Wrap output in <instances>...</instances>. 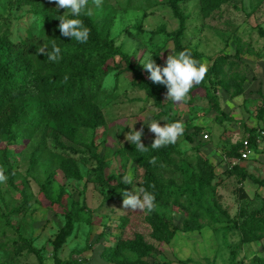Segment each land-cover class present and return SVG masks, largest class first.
Instances as JSON below:
<instances>
[{
	"label": "rangeland",
	"instance_id": "obj_1",
	"mask_svg": "<svg viewBox=\"0 0 264 264\" xmlns=\"http://www.w3.org/2000/svg\"><path fill=\"white\" fill-rule=\"evenodd\" d=\"M118 1L106 0V3L116 7ZM127 3L126 9L113 16L109 38L128 55L136 71L147 78L140 62L152 56L156 64L163 67L169 54H177L166 32L175 31L178 20L165 0H128ZM179 8L185 17L182 44L201 53L200 61L207 66L222 54H227L228 60L233 62L230 66L224 63L218 74L219 77L225 76L222 78L227 81V90L206 83L230 119L215 120V113L208 106L201 88H194L186 103L170 102L168 109L175 121H182L188 127V132L191 126L201 129L192 142L181 136L177 148L187 159L200 155L212 165L216 174L212 179L214 202L224 211H215L219 220L200 218L199 228L178 229L167 243L156 241L149 236L150 228L144 220L146 212L122 209L123 195L103 200L104 190L92 180L96 162L87 155L85 147H79L80 152L70 155L76 161L82 179H66L58 168H54L53 180L47 190L49 197H55L63 186L76 201L75 210H78L70 234L54 249L51 241L57 228L63 224L62 207L50 203L38 190V183L50 172L46 167L48 158L41 159L42 165L35 164L26 176L28 153L34 143L23 145L17 141L7 150L14 171L13 184L0 183V264H36L37 260L53 264V256L65 260L70 255L84 257L89 264H104L99 257L102 247L113 245L116 238H132L134 233H140L151 246L150 252L143 256L148 264H161L162 261L165 264H264V231H260L263 234L257 240L241 241L240 230L236 227L242 219V211L261 209L258 217L264 219V187L260 188L264 185V136L255 135L254 148L249 145L252 150L247 160L241 162L252 178L240 182L234 175L221 172L231 160L221 155L224 148L247 139L246 129L264 130V112L261 117L257 115L264 99V0H227L207 15L201 12L199 0L182 1ZM61 11L64 13L65 10ZM3 24L2 29L13 41L40 25L38 19H30L23 8L12 10ZM34 39L40 41L41 37ZM235 48L239 53L233 56ZM107 63L117 66L107 70L101 78L97 103L104 125L92 136L102 162V179L113 184L119 173L123 176L130 173L132 191L139 188L142 169L133 165L124 151L129 143L125 141V135L133 127L136 130L143 127L142 142L148 143L154 134L149 132L147 124L155 120L163 126L167 119L159 115L151 98L133 82L132 74L124 68L119 57L113 56ZM154 85L156 90H162L160 98L166 101V86ZM237 85L241 92L234 95ZM80 132L83 138H92L88 130ZM202 133L207 137L203 138ZM81 151L84 154H80ZM65 200L62 194L59 201L65 203ZM21 204L22 209H14ZM160 211L169 217L170 225L181 227V218L185 217L183 211L170 205ZM6 219L9 223L5 222ZM20 234L30 239L29 246L20 241ZM78 251L81 253L76 255ZM125 255L130 257L128 252Z\"/></svg>",
	"mask_w": 264,
	"mask_h": 264
},
{
	"label": "trees",
	"instance_id": "obj_2",
	"mask_svg": "<svg viewBox=\"0 0 264 264\" xmlns=\"http://www.w3.org/2000/svg\"><path fill=\"white\" fill-rule=\"evenodd\" d=\"M165 1L178 20L176 30L166 32L171 40L173 51L179 53L188 49L193 58L200 61L201 53L183 45L181 41L185 17L180 11L179 3L185 0ZM226 1L199 0L201 12L207 15ZM127 2L128 0H120L114 7L103 0L102 6L97 8L92 4V0H89L91 15H82L79 18L91 31L88 42L81 44L61 35L58 18L64 13L62 9H56V5L49 0H0V143L2 144L0 167L5 169L7 183L12 186L14 171L7 150L17 141L22 142L23 145L34 143L28 153L24 172L26 176L35 164L40 166L42 165L40 163L48 158L46 167L50 172L46 173L43 181L38 183V190L49 199L50 203L62 207L60 214L63 217V224L57 228L51 241L54 249L61 245L70 234L78 210H75L76 201L69 192L64 191L63 186L58 189L55 197H49L47 190L53 180L54 168H58L66 179H82L80 169L70 155L80 152L79 147H85L87 155L96 162L97 168L94 166L95 175L92 180L104 190V201L117 198L122 195L124 189L130 191V185L121 182L123 175L120 173L113 184L102 179V162L99 154L96 153L92 136L96 129L104 125L103 114L97 103L101 78L107 70L117 66L108 65L107 60L112 59L113 56L119 57L124 63V68L132 74L133 82L151 98L159 110V115L164 116L167 123L175 122L168 110L171 101L161 100L162 90H156L155 85L145 78L142 72L136 71L128 55L121 51L119 46L114 45L113 40L109 38L112 18L117 11L128 7ZM18 8H23L30 19L35 21L37 18L40 25L13 41L2 29L3 21L12 10ZM259 33L262 31L260 30ZM37 36L41 37L40 41L34 39ZM53 42L61 49V58L56 62L49 61L47 56L37 54V50L45 45L47 50L51 51ZM238 53L239 49L235 48L233 56ZM228 57L227 54L216 56L212 64L208 66L205 81L196 87L202 89V94L208 106L214 111V118L218 122L230 117L221 110L213 91L206 83L228 89L227 81L222 78L225 76L218 75L222 72L221 67L224 63L228 66L233 63L228 60ZM234 92V95L241 92L239 85L234 88ZM263 112L264 99L257 115L261 117ZM187 128L185 126L182 138L192 142L193 137L199 134L201 129L198 126H191V131L188 132ZM84 130H88L92 138H83L80 131ZM246 130L249 145L253 146L257 132L254 128ZM153 140L154 135L148 143H144L146 147H149L147 152L137 151L135 145L130 143L124 147V151L132 164L142 169L139 188L147 189L156 197L157 209L152 213L146 212L144 216L150 228L149 236L158 242L167 243L178 229L180 231L197 229L201 225L200 218L216 221L219 220V215L215 211H224L214 202L212 179L216 174L210 162L200 155L187 159L177 148V142L160 149H152L150 146ZM239 146H241L240 142L234 143L230 148H224L221 155L235 159L238 156ZM82 153L84 154L81 151L80 154ZM153 157L156 158L155 164L149 162ZM241 162L243 161H237L233 165L228 163L221 172L225 175H234L240 182L244 178H252L242 167ZM257 182L261 183L262 180L258 179ZM238 190L243 194L241 188ZM21 193L22 198H25L24 193ZM62 194L66 197L65 203L59 201ZM23 201L25 202L24 199ZM262 203H264L263 200ZM169 205L176 206L185 214V217L181 218L180 228L170 225L169 217L161 214L160 210ZM22 208L23 204L14 209L18 211ZM260 211L261 209L247 213L242 211L240 214L242 219L236 227L240 230L241 241L257 240L262 237L264 232L260 234V231H264V219L261 220L258 217ZM5 222L9 223L7 219ZM19 238L24 245L29 246V238H24L21 234ZM30 250L33 253L37 252L34 249ZM150 250L151 246L145 242L143 236L140 233H134L132 238H116L113 245H104L99 257L104 264H148L143 256ZM81 251L75 254L78 255ZM125 252H128L130 257H127ZM52 262L53 264H89L88 259L80 256L74 258L72 255L65 260L53 256ZM36 264L43 263L37 260ZM161 264L165 262L162 261Z\"/></svg>",
	"mask_w": 264,
	"mask_h": 264
},
{
	"label": "clouds",
	"instance_id": "obj_3",
	"mask_svg": "<svg viewBox=\"0 0 264 264\" xmlns=\"http://www.w3.org/2000/svg\"><path fill=\"white\" fill-rule=\"evenodd\" d=\"M49 2L54 3L56 9L65 10L64 15L58 18V28L61 35L81 44L87 43L91 30L85 26L84 21L79 17L91 15L89 0H49ZM102 3L103 0H92V4L97 8L101 7ZM60 53V47L54 42L51 51L47 50V45L37 50L38 55L47 56L48 60L52 62H56L61 58ZM140 64L143 71L148 74L147 78L153 84L166 86L165 99L173 103H186L191 98L190 93L192 90L205 81L208 73L207 64L193 58L191 51L188 49H184L177 54H169L163 67L156 64L152 56L147 57ZM147 125L149 132L154 134V140L150 146L152 149H160L175 144L185 132V125L182 121L165 123L161 126L159 121L153 120ZM143 135V127L139 130L133 127L124 139L135 145L137 151L144 153L148 151L149 147H146L142 142ZM149 162L155 164L156 158L153 157ZM7 179L5 169L0 167V183H5ZM121 182L125 185H132V175L130 173L125 174ZM122 195V209L147 213H152L157 209L155 195L145 188H136L132 191L124 189Z\"/></svg>",
	"mask_w": 264,
	"mask_h": 264
},
{
	"label": "built area",
	"instance_id": "obj_4",
	"mask_svg": "<svg viewBox=\"0 0 264 264\" xmlns=\"http://www.w3.org/2000/svg\"><path fill=\"white\" fill-rule=\"evenodd\" d=\"M263 135H264V130H262V129L259 130L258 129L257 130V137H262ZM201 136L203 138H206L207 137V135L205 133H203ZM250 152H251V148L249 147L248 140L245 139L244 141L241 142L240 149H238V156H237V158L231 159L229 161V164L230 165H233L237 161H240V160H243V159L248 158Z\"/></svg>",
	"mask_w": 264,
	"mask_h": 264
},
{
	"label": "crops",
	"instance_id": "obj_5",
	"mask_svg": "<svg viewBox=\"0 0 264 264\" xmlns=\"http://www.w3.org/2000/svg\"><path fill=\"white\" fill-rule=\"evenodd\" d=\"M245 160H247V159H243V160H241V161H245ZM259 186H260V184H258ZM264 187V185L263 186H260V188H263Z\"/></svg>",
	"mask_w": 264,
	"mask_h": 264
}]
</instances>
